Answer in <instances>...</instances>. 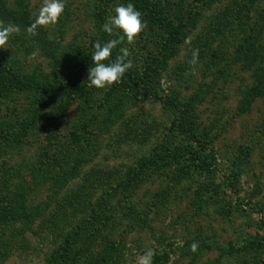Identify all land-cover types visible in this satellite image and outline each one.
Returning <instances> with one entry per match:
<instances>
[{
  "label": "rangeland",
  "instance_id": "1",
  "mask_svg": "<svg viewBox=\"0 0 264 264\" xmlns=\"http://www.w3.org/2000/svg\"><path fill=\"white\" fill-rule=\"evenodd\" d=\"M95 2L66 0L32 37L42 0L0 4L20 29L0 48V264H46L66 243L75 264H134L148 247L157 264H264V88L240 54L255 32L264 67V0H157L194 18L155 76L157 98L50 97L40 83L89 44Z\"/></svg>",
  "mask_w": 264,
  "mask_h": 264
},
{
  "label": "trees",
  "instance_id": "2",
  "mask_svg": "<svg viewBox=\"0 0 264 264\" xmlns=\"http://www.w3.org/2000/svg\"><path fill=\"white\" fill-rule=\"evenodd\" d=\"M102 1L105 3L99 2L96 4L95 2L89 10V15L92 16L96 22L94 25L95 31L93 29V32L90 34L91 37L88 40L89 44L85 47H81L77 44L76 47L69 52V59L67 61L61 59L58 62L60 68H55L52 74V77L58 79L50 82H44L42 80L40 89L43 93L49 94L50 97L75 96L82 98L85 92L90 88L87 87L86 84L89 83L87 80L88 69L90 66H94L91 61V56L94 51L93 44L98 40L103 43L115 38L102 30V25L106 22L110 13H112V15L114 14L113 10L108 14V10H110V6L112 5L108 3L112 0ZM117 1L119 4H134L135 8L142 13V20L146 22L147 26L145 30L140 33L143 34L144 37L140 41L136 40L133 44L134 48L137 50L136 54L140 52L141 56H143L142 60L138 61V59H136V54L135 57L131 55L129 59L133 61V67L124 74L119 83L111 85L109 89L122 91L129 95V97L135 99L145 97L157 98L155 93L156 90L153 88L157 82L155 76L165 64L166 59L174 52L176 45L182 40L186 25L188 23L192 25L194 18L190 16V10L185 8L172 10L173 12L168 15L163 9L165 8L163 3H159L157 0ZM3 2L4 0H0V4ZM28 23L29 22H25L24 25ZM28 25H30V23ZM255 35V32H252L251 38L247 36V38L243 39L242 45L244 49L240 54L241 57L244 56L246 60L248 59L247 62L250 65H253L252 70H254L255 76L257 75L256 84L252 89L258 88L261 90V87L264 88V67L261 64V59L254 55L250 56L256 51V48L253 46L254 41H252ZM120 47L121 45H118L117 48L113 50L112 57L104 61V63L107 64L112 62L116 55L119 54ZM245 49L247 50L246 55H244ZM256 70L259 71L257 72ZM17 83H19L17 89L22 90L23 83H21L20 80H17ZM28 85L32 87L33 82L30 81ZM262 240H264V235L262 236ZM250 245L256 247L261 246L254 241L251 242ZM78 256L79 254L75 248L72 247L71 244L66 243L65 245H59L54 248L50 254V258L46 260V264H75ZM153 264H157V260Z\"/></svg>",
  "mask_w": 264,
  "mask_h": 264
},
{
  "label": "clouds",
  "instance_id": "3",
  "mask_svg": "<svg viewBox=\"0 0 264 264\" xmlns=\"http://www.w3.org/2000/svg\"><path fill=\"white\" fill-rule=\"evenodd\" d=\"M66 6V0H42V4L30 25L25 29L29 37L36 36L38 29L56 25L60 17L63 15ZM114 14L110 15L106 22L102 25L103 32L114 36L115 38L101 43L99 40L93 44V53L91 61L94 66L88 69V86L97 89H105L115 83H119L124 74L133 67V61L129 59L131 53L128 47H120L119 54L110 63H104L112 57L113 50L118 45H128L135 43L137 37L146 28V22L142 20V13L137 10L132 3L117 4L114 7ZM19 27L0 20V48H5L9 38L14 34H18ZM51 38V37H50ZM190 39H186L185 43L190 44ZM199 50L193 49L190 64L195 65L198 62ZM153 244L155 242L153 241ZM199 243L194 241L190 245L192 252H196ZM156 247H148L138 255L134 264H153V258L157 255ZM162 254V249H159Z\"/></svg>",
  "mask_w": 264,
  "mask_h": 264
}]
</instances>
